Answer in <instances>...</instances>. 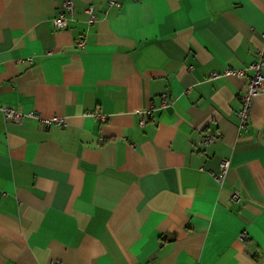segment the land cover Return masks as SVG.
Listing matches in <instances>:
<instances>
[{"label": "crops", "instance_id": "obj_1", "mask_svg": "<svg viewBox=\"0 0 264 264\" xmlns=\"http://www.w3.org/2000/svg\"><path fill=\"white\" fill-rule=\"evenodd\" d=\"M66 1L0 0V264H264V0Z\"/></svg>", "mask_w": 264, "mask_h": 264}, {"label": "built area", "instance_id": "obj_2", "mask_svg": "<svg viewBox=\"0 0 264 264\" xmlns=\"http://www.w3.org/2000/svg\"><path fill=\"white\" fill-rule=\"evenodd\" d=\"M109 1H110V4H112V5L118 6L120 4V0H109ZM63 8L64 9L62 11H60L59 14L54 19V24L59 28L67 26V14H68V12H71V10H73L72 1L67 0L66 2H64ZM85 10L89 15V17H88L89 22H92L96 18V13H95L94 8L92 6H88V7H86ZM263 36H264V34H263ZM84 43H85L84 38H80L77 42V45L79 47H82L84 45ZM258 56H259V59H257L252 64L253 73L249 79V84L247 86V90L245 91L244 95L242 96L241 108L239 110V114H240V118H241V124H244L248 119L253 96L257 92L264 90V74L261 71V67L264 63V47L262 50L259 51ZM222 74L223 75H230V74L231 75L232 74L242 75L243 72H242V70L226 69V70H224V72ZM217 76H219L218 72L212 71L210 73L211 78H215ZM161 98H162V106H165L167 104L166 103V100H167L166 94H163L161 96ZM151 109H153V108H151ZM151 109L146 110V112L150 113ZM0 110L3 112L6 119L14 120V121L21 120L25 116H30V117L38 116L33 111L23 113L20 110H17L16 108L9 107V106H0ZM91 114L95 115L97 118L101 119L102 121L107 119V117L101 113H94L93 112ZM40 121L42 124L47 125V126L50 124L62 125L64 123V120L61 117L56 116V115L52 116L50 118H40ZM228 167H229V160L223 159L221 161V164H220V170L215 174V179L220 184L223 183V179L225 177V173L227 172ZM240 198H241V196L237 190H234L231 192V199L233 201H238Z\"/></svg>", "mask_w": 264, "mask_h": 264}]
</instances>
